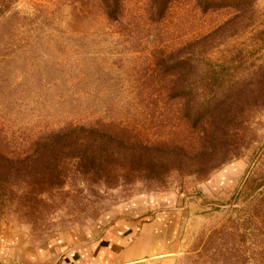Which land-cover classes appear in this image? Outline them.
<instances>
[{"label": "rangeland", "instance_id": "obj_1", "mask_svg": "<svg viewBox=\"0 0 264 264\" xmlns=\"http://www.w3.org/2000/svg\"><path fill=\"white\" fill-rule=\"evenodd\" d=\"M227 1L207 8L173 0L159 20L149 0H125L118 20L102 0H17L3 12L1 151L32 154L42 135L80 124L138 140H189L156 64L182 48L195 49L201 86L215 84L222 109L230 103L237 145L207 174L69 164L53 184L21 175L0 197L6 232L41 246L136 211H167L177 220L175 264H264V0Z\"/></svg>", "mask_w": 264, "mask_h": 264}, {"label": "trees", "instance_id": "obj_2", "mask_svg": "<svg viewBox=\"0 0 264 264\" xmlns=\"http://www.w3.org/2000/svg\"><path fill=\"white\" fill-rule=\"evenodd\" d=\"M17 0H0V16ZM125 0H102L106 15L118 20ZM173 0H149L150 14L163 18ZM227 0H199L207 8ZM197 47V46H196ZM193 50L179 49L160 56L157 71L169 102L180 105L178 114L188 128L189 140H138L124 132H110L102 125L80 124L48 133L33 143V153L13 156L0 150V197L11 191L16 178L51 184L63 181L69 164L97 171H116L136 176L160 175L170 170L207 174L235 154L232 125L235 115L229 104L222 109L216 102L217 87H202L199 60ZM207 92L211 94L205 104ZM208 97V96H207ZM116 176L119 173L115 172ZM27 178V179H25Z\"/></svg>", "mask_w": 264, "mask_h": 264}, {"label": "crops", "instance_id": "obj_3", "mask_svg": "<svg viewBox=\"0 0 264 264\" xmlns=\"http://www.w3.org/2000/svg\"><path fill=\"white\" fill-rule=\"evenodd\" d=\"M145 211L108 221L96 233L70 235L41 246H31L0 225V264H175L174 213Z\"/></svg>", "mask_w": 264, "mask_h": 264}]
</instances>
